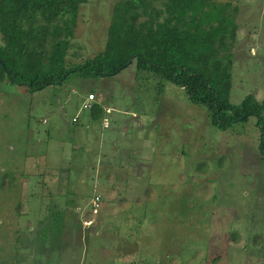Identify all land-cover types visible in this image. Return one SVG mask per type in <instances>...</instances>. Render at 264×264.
I'll return each instance as SVG.
<instances>
[{"label":"rangeland","instance_id":"obj_1","mask_svg":"<svg viewBox=\"0 0 264 264\" xmlns=\"http://www.w3.org/2000/svg\"><path fill=\"white\" fill-rule=\"evenodd\" d=\"M124 1L82 5L71 65L109 48ZM217 1L239 7L231 101H263L264 0ZM129 64L35 93L0 83V264H264L257 117L219 130L184 88ZM59 214L60 243L32 245Z\"/></svg>","mask_w":264,"mask_h":264},{"label":"trees","instance_id":"obj_2","mask_svg":"<svg viewBox=\"0 0 264 264\" xmlns=\"http://www.w3.org/2000/svg\"><path fill=\"white\" fill-rule=\"evenodd\" d=\"M88 1L0 0V83L9 80L35 93L63 86L73 75H118L132 59L137 76H153L161 88L165 82L184 88L193 103L207 107L219 130L228 131L256 116L258 150L264 157V100L249 95L240 104L231 101L240 28L237 5L217 0H125L110 27L109 48L71 65L69 50L81 7ZM91 111L94 119L104 114L99 101ZM59 218L60 214L52 218L31 244L44 246L43 251L48 243L59 244L65 227ZM36 252L42 254L40 249Z\"/></svg>","mask_w":264,"mask_h":264},{"label":"built area","instance_id":"obj_3","mask_svg":"<svg viewBox=\"0 0 264 264\" xmlns=\"http://www.w3.org/2000/svg\"><path fill=\"white\" fill-rule=\"evenodd\" d=\"M96 102H97L96 94L90 93L87 100L83 103V108L91 110ZM77 120H78L77 117L73 119L74 122H77ZM95 200L98 202L100 200V196H96ZM94 208H95V203H94Z\"/></svg>","mask_w":264,"mask_h":264},{"label":"water","instance_id":"obj_4","mask_svg":"<svg viewBox=\"0 0 264 264\" xmlns=\"http://www.w3.org/2000/svg\"><path fill=\"white\" fill-rule=\"evenodd\" d=\"M129 63H132V59L130 60V62Z\"/></svg>","mask_w":264,"mask_h":264}]
</instances>
